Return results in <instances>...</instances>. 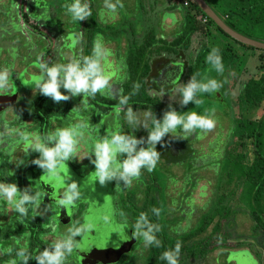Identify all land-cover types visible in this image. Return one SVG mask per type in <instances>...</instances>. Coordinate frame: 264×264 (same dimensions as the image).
Segmentation results:
<instances>
[{
	"label": "flooded vegetation",
	"instance_id": "1",
	"mask_svg": "<svg viewBox=\"0 0 264 264\" xmlns=\"http://www.w3.org/2000/svg\"><path fill=\"white\" fill-rule=\"evenodd\" d=\"M47 1L48 0H0V68L7 67L13 72L9 80L10 87L6 92L0 93V182L14 183L20 190L31 187L33 194L36 192L40 193V199L38 201L39 206L30 204V208L41 218L45 228H47L48 225H53L55 232L53 231L51 236L54 238L58 235L56 234L58 229L56 217L59 211L54 205L50 204L47 206L41 202L43 191L40 187L39 180L40 177L45 174L42 169L31 163L32 160L39 157V153L31 150V146L36 138L45 136L47 132L50 133L57 128H66L70 125L81 124L82 120L79 119L82 117H80L81 115L79 113L85 112L88 119L91 121L93 120V123H87V127L83 128L84 132L86 129V133H83V138L79 141L77 147L78 155L76 158L65 162V168H68L70 174L76 178H87L95 172V166L90 162V159L85 156L90 153L95 143L96 134L103 130L100 123L104 121L105 118H109L110 120L111 117L114 116V112H116L115 106L118 105V98L120 96L130 97L126 107H131L135 112L143 113L147 111L155 115L160 111L163 116L164 109H160L152 98L145 97L144 89L149 93L153 91L161 94L162 91L170 92L174 86L180 83H187L191 76L194 75L195 55L200 53V51H198L199 46L195 47L193 45V38H191L192 41H190L191 44L188 48H185L183 45H173V42L182 35L184 15L191 10L190 1L139 0L140 6L138 5L134 18L125 23L127 24L126 28H121V31H125V34H120L124 46H122V44L115 45V43H113L114 46L112 44H107V46H105L110 50V53L117 52L118 58L117 60L115 59L114 62L103 61V69L106 68L107 71L109 70L108 73H110L111 69L118 65V67L123 66L126 72L125 78H119L117 76L110 77L111 87L108 94H96L99 96V98H97L98 101H93L99 102L104 105L105 108H103V106L100 108L93 104L91 99L94 98L92 97L85 98L84 106L79 105L78 99L81 96L72 97L70 100L60 103H54L50 98L41 94L32 97L34 85L30 84L35 77L39 76L36 74V69L33 65V50L37 51L39 49L40 54L41 51L42 53H46L43 58L38 56V64L44 62L50 65V62H53V60L49 58L48 55L51 52H58L61 44H59L58 39L60 38H58V34L54 30V21L48 18L51 8L45 4ZM93 1L103 5V0H90V2ZM157 2L165 4L164 6L162 5V7H165L163 11L164 14L166 12L173 15L176 13L172 16L173 19H175L176 26L170 34L166 32L165 28L173 27V25H171L169 19L166 18L164 20L163 13H160V24L157 25L155 23L158 16H156L155 12L152 10L154 9V3ZM184 3H186V6H184ZM179 5L183 8V11L180 8L181 12L178 13L177 8H179ZM101 8L103 11V7ZM62 13L63 16H66L64 12ZM94 13L95 11L91 9V14L93 15ZM100 14H96V17L101 16L106 18L108 16L101 13V11ZM101 17L99 18L103 19ZM201 19H203V17L198 16L197 20L201 21ZM166 20L169 21L168 26L163 25ZM139 23V30H137V26L136 29L133 26ZM201 23L206 24L207 19L205 22L201 21ZM112 32L115 35H119L120 33L118 30ZM81 33H84V31H81ZM127 33H129L130 36L127 37ZM98 34L102 36L101 33L97 31L95 34H91V40L85 38V42L79 47V55L77 57H83L84 54L87 56L89 53V55H91L93 43ZM50 36L53 37V40L46 42L45 40L49 39ZM39 44H41V46ZM56 49H58V51ZM206 69H210L207 63L205 64L204 70L200 73L198 81L203 80V75H205V73L207 75ZM140 70H142L141 73L139 72ZM210 76V78L213 79L217 77L218 81L223 85L225 79L224 74L219 75L215 70H212ZM235 80V77L233 80L231 79L229 83L230 90ZM137 86H139L138 89ZM223 88L222 86L218 91L219 98L222 101H224V96H221L220 90ZM61 91L65 95L68 94L64 89H61ZM145 94L147 95V93ZM199 94L201 93L197 94L198 99ZM176 99L178 100L179 96ZM177 100L174 101L172 107L178 112H181V114L192 110L196 112L200 110V107L193 103L181 107L176 102ZM168 106L169 105L164 106L165 110ZM74 108L76 109L73 110ZM92 108L98 111V117L95 119ZM125 111L126 108L124 111L120 112L121 116L125 115ZM156 117L160 118L161 116L157 114ZM233 121L234 119H232V122ZM132 129V126H129L126 134H133L136 136V133L133 132ZM25 136L27 139H24ZM99 136L102 137L101 134ZM88 137H92L93 141H87ZM136 138L139 139L137 136ZM171 138L172 137H167L162 141V144H157L156 150L161 153L159 160L166 163V165L181 164L185 162L188 157L196 160H191L190 166L193 171L185 173L189 175L187 177L191 178L190 180L192 181L194 172L199 168L205 167H201V161L204 155L199 153V151L198 154L195 153L196 150L193 145L195 141L191 144L184 139L175 142L174 139ZM158 147L159 149H157ZM91 159H95V157L92 156ZM199 159L201 161H198ZM228 159L229 157L226 155L223 158V162L225 163L226 160L229 161ZM206 169H208V167H206ZM148 174L149 182L144 186V190L142 188L139 192H135L138 189L131 190L129 186H126L127 190L123 191L124 194L121 195V199L116 198V202L114 203V197H112V207L110 209L112 216L116 218L112 211L114 212V208L116 211V208L119 207L123 209L124 215L128 216L130 223L134 225L140 213H148L149 216H151L152 208L160 210L161 197H153L151 195L154 190H157L156 185L160 179L153 178L151 172H148ZM185 178L186 177H184V179ZM60 181L64 183L68 180L63 177ZM192 182L194 183V180ZM116 184L117 183H115L114 187H116ZM115 189H113V191ZM53 191L50 192L53 193ZM127 192L130 194L126 195ZM54 195L56 196L57 193H54ZM108 201L109 198L106 197L104 202L106 203ZM132 201L142 202V204L136 207ZM0 202V209H3L4 212L3 216H0V218H2L0 219V226L5 225L7 222L12 223V220L14 223L16 222L18 224L19 215L17 214L19 213L14 210V206L3 200H0ZM28 205L29 204H26L25 207L29 208ZM8 208L9 212L7 211ZM88 209L89 204L87 202H78L68 211L67 215L63 217L64 221H70L71 219L78 224L79 228L83 229L82 235L76 238L77 240L81 239L85 232L84 224ZM154 218L156 224L160 226L161 224H159V221H161V214L158 217L155 215ZM116 222L118 225H125L127 221H121L117 217ZM16 226L17 225L11 226V228L7 230H14ZM6 239L16 244V247L21 244L23 246H28L27 238H17L16 236ZM190 250L192 253L193 250ZM244 250L245 249H241L231 254H237L239 251ZM197 255L198 257L202 256L204 258L206 253L201 252V254L198 253Z\"/></svg>",
	"mask_w": 264,
	"mask_h": 264
},
{
	"label": "rangeland",
	"instance_id": "2",
	"mask_svg": "<svg viewBox=\"0 0 264 264\" xmlns=\"http://www.w3.org/2000/svg\"><path fill=\"white\" fill-rule=\"evenodd\" d=\"M70 3H72V0H48L47 3H45L51 8L48 18L54 21V30L58 34V38H60L58 39L59 44L61 43L59 51L56 49L58 52H51L48 55V57L53 60V62H50L51 64L49 66L57 62L66 63L70 59L77 57L79 55V47L85 42V38L87 40L90 39L92 37L91 34H95L97 31L102 35L104 46H107V44H112L114 46L113 43H115V45L122 44V46H124L123 41H121L120 34H125V31H121V28H126L127 24L125 23L134 18V14L139 5V0H122L123 8L118 9V14L114 18L110 16H107L106 18L99 16L103 19L96 17V14L99 15L100 11L101 13H104L101 8L103 5L99 3L97 4L95 1L90 2L89 0V3L92 4L91 9L95 11V13L93 15L91 14L88 19L80 22L73 21L70 14L66 13L67 11L64 5ZM162 5L164 6L165 4L157 2L153 5L154 9L152 11L155 12V15L159 18L155 21L157 25L160 24V13H163L165 10V7H162ZM180 8L183 11V8L179 5V8H177L178 13L181 12ZM62 12H64L66 16H63ZM175 14L176 13H174V15ZM174 15L166 12L163 16L164 20L166 18L169 19L171 25H173V27L165 28L168 34H170L176 26L175 19L172 17ZM234 19L235 18H232V22L237 30V33L239 32L238 34L251 40L264 43L263 24L251 26L246 25L243 21L235 22ZM169 21L166 20L163 25L168 26ZM136 26L137 30H139L138 27L140 26V23L138 25L135 24L133 27L136 29ZM114 30H118L120 32L119 35H115L112 32ZM81 31H84V33H81ZM209 31L211 33L210 37H207V39H209V43L212 42L214 37L215 41L219 44L228 45L233 51L237 52L238 58L236 61L232 62L231 66L228 65L229 68H226L223 73L225 77L223 82L224 88L220 91L222 94L221 96H224V101L219 98L218 92H213L211 94H199V99H201L203 103L199 105L200 110H198L197 113L205 114L206 111H214L216 127L211 132L203 134L201 138H197L196 134L187 137L186 142H190L192 144L195 141L193 144L194 149L196 150L195 153L198 154L199 151V153L204 155L203 160L201 161L199 159L198 161H201V167H205L199 168L196 172H194L192 175L194 183L192 182L193 180H190L191 178L187 177L189 175L185 174L188 171H193L190 166L191 160L196 161L190 157H188L185 162L176 165H166V163L159 160L155 169L151 172V176L153 178L160 179L156 185L157 190H154L151 193L153 197H161V221H159V224H161L160 234L171 241L179 237H184L191 232H195V229L204 223V230L187 241V244L193 252L183 254L182 258H184H179V264H264V245L260 244V239L257 238V234L252 231L253 224L250 220V216L242 210L237 211V209L239 210L240 208L244 209L247 207V203L243 199V190L241 188H236L234 184L225 185L226 178L221 175L222 167L224 165L223 158L226 156V150L234 145L235 140L233 133L235 130L232 125V119H234L233 123L244 117L253 120L261 116L264 111V106L263 110H244L243 106L236 99L238 96L239 81H242L240 83L241 85L254 77L257 73H260L258 68H256L259 63V52L238 44L224 35H221L214 26H210ZM128 36H130L129 33H127V37ZM49 40H53V37L50 36V38L45 41L49 42ZM199 43L200 39H198V41L196 40V42H194L195 47L198 46ZM41 44L39 45L41 46ZM39 54V49L37 51L33 50L32 59L37 75L40 74L38 56L43 58L46 53H42L41 51V54ZM89 54H87V56H89ZM109 56L104 61L114 62V60H117L118 58V53L111 52ZM239 67L241 69V73L239 72ZM108 71L106 68L104 69L105 74L109 77H126L125 68L123 66L118 67L117 65L111 69L110 73H108ZM141 71L142 70L139 72L141 73ZM211 71L212 70L210 69H206L207 75L205 73V75H203V79L205 76L210 78ZM234 77L238 80H235L233 86L231 87L232 89L230 90L229 83ZM215 79L218 81L217 77ZM145 93H147V95ZM38 94L39 93H36V91L33 90L32 97ZM144 96L152 98L160 109H164L163 112L165 111L164 106L169 104L172 105L174 101L177 100L176 98H178L177 95L175 99H170V92H167L163 97H161V94L158 92L155 93L151 91V93H149L148 91L146 92V89H144ZM97 98H99V96L96 95L94 99H91V102L97 107L102 108L103 106V108H105V106L99 102L93 101L97 100ZM78 101L80 103L79 105H85V101H83L82 96L78 99ZM92 110L95 114V119L98 117V111L93 108ZM79 114L82 118L77 119L82 120V124L86 125L87 123H93V120L91 121L88 119L85 112H81ZM157 114L161 116L157 119H162V113L159 111ZM100 124L99 125L103 130H101L102 132L96 134V138L99 137L100 134L103 137L114 131H120L123 134H126L129 126H132L126 122L125 115L121 116L120 113L117 114L116 112H114V116L111 117L110 120L109 118H105ZM81 131L86 133V129L85 132L84 129H81ZM133 132L136 133L138 138H146L148 135L147 130L143 127L134 129ZM197 132H199V130H197ZM48 133L49 132H47V134ZM172 135L175 137V134ZM167 137L169 138L172 136L170 134L166 135L164 139ZM173 139L175 142L183 140ZM87 141L92 142V137H88ZM157 149H159V147ZM245 149L247 159L250 162L252 159L250 141H246ZM124 158H126V155H122L121 159ZM206 167H208V169H206ZM141 173L140 178L138 180H133L129 186L131 190L138 189L135 192H139L142 188L144 190V186L149 182L148 170L146 168L142 169ZM184 177L186 178L184 179ZM115 183H117L115 180L106 183V188L103 190L106 195H108L111 203L110 209L112 207V197H114L113 201L115 203L116 198L121 199V195L124 194L123 191L127 190L123 181H120L118 186L116 184L117 188L114 187ZM113 189L115 190L113 191ZM231 192L232 195L229 196V193ZM127 194L130 193L127 192L126 195ZM220 197H223L225 200L222 202V205H217L216 207L215 204ZM133 204L137 207L140 206L142 202H133ZM219 208H222L221 215L224 214L223 212L225 209H229L233 213H229L226 217H223L217 211ZM7 211L9 212V208ZM3 213V209H0V216H3ZM112 213H114L116 218L118 217L119 220L124 222L127 221V225L121 224L124 229L119 228L109 230V228H105L100 230L98 235L95 234V236L89 238L87 243L89 248L93 249L95 246L96 248H94L92 252L88 251L87 254H77L76 250H74L71 255L67 257L66 264L149 263V247H144L142 238L135 240L128 239L125 236V234L128 237L132 236L133 229L131 228H133V225L130 223L128 216L124 215L123 209L117 207L115 211L114 208V212L112 211ZM116 218L111 216V219H113L112 224L115 226L118 225ZM17 222L19 224V221ZM13 223L14 222L12 220V223L7 222L5 225L0 226V264H9L11 260L16 259L14 255L16 244H13L11 241H7L5 237L8 228L18 225L16 222L14 224ZM57 224L58 229L56 234H65L67 233L69 227H78V224L71 219L70 221H66L64 223L57 220ZM53 229V225H48L47 230H49V235H46L45 240L49 243H51L53 239L51 236ZM10 230L13 231V229ZM20 246L23 245L21 244ZM30 248L31 247H29V249ZM33 248H35V246H33ZM9 249H12V251L9 252ZM241 249L245 250L239 251L237 254H231ZM201 252L206 253L204 258L202 256L198 257L197 254H201Z\"/></svg>",
	"mask_w": 264,
	"mask_h": 264
},
{
	"label": "clouds",
	"instance_id": "3",
	"mask_svg": "<svg viewBox=\"0 0 264 264\" xmlns=\"http://www.w3.org/2000/svg\"><path fill=\"white\" fill-rule=\"evenodd\" d=\"M64 7L73 21H84L91 16L89 0H72V3L65 4ZM119 8H123L122 0H103L105 15L114 18ZM109 55L110 50L104 46L103 38L98 34L94 40L91 55L74 57L67 63L57 62L51 66L42 62L39 64V76L35 77L30 85H34L36 93L50 98L54 103L66 102L76 96H83L84 101L86 97L94 98L97 93L108 94L111 87L110 77L105 74L102 62ZM206 63L210 66V70H215L221 75L224 73L219 49L211 50L206 57ZM12 74L10 68H0V93L6 92L10 87L9 80ZM222 86V83L216 79L205 76L203 80L198 81L196 75H192L187 83H180L172 88L170 99H175L178 95L179 99L176 102L181 107L189 103L199 106L203 101L197 98L198 93L218 92ZM61 89L68 94L62 93ZM166 93L162 91L161 97ZM129 98L128 96L118 98V105L115 106L116 113L119 114L126 108V122L133 126V130L143 127L148 135L146 138L137 139L133 134L127 135L114 131L95 139L90 153L85 157H88L95 166L93 174L102 186L113 180L117 182V186L120 181H123L124 186H130L133 180L140 178L142 169L146 168L148 172H152L161 155L156 150V146L162 144L166 135L170 134L173 137L172 134H175L173 138L187 140L188 136L196 134L197 138H201L203 134L211 132L216 127L214 111H206L205 114L189 111L181 114L169 104L163 112L162 119H157L152 112L137 113L131 107H126ZM85 127L87 126L82 123L70 125L37 137L31 150L39 153V157L31 163L42 169L44 174L58 177L65 162L77 157V147L80 139L83 138L81 129ZM24 139L27 137L25 136ZM122 155H126V158L121 159ZM92 156L95 159H91ZM81 195L78 184L72 182L66 184L65 191L57 199V203L68 208L73 206ZM39 199L40 193L33 194L31 187L20 190L14 183L0 182V200L13 205L14 210L21 216L27 214L26 204L39 206ZM151 211L157 217L160 215V210L157 208H152ZM132 229L131 237L125 234L128 239L142 238L144 247L162 246L156 236V233L160 231V226L151 223L147 213H140ZM53 231L55 232V229ZM82 231V228L69 227L67 233L56 235L49 246L34 257L28 252L27 246H21L16 251V258L21 261V264H29L32 259L37 264H66L67 257L80 247V242L76 238L81 235ZM181 247V242L177 241L174 249L164 251L160 259L166 261V264H179ZM8 251L11 252L12 249ZM9 264H17V259L11 260Z\"/></svg>",
	"mask_w": 264,
	"mask_h": 264
},
{
	"label": "trees",
	"instance_id": "4",
	"mask_svg": "<svg viewBox=\"0 0 264 264\" xmlns=\"http://www.w3.org/2000/svg\"><path fill=\"white\" fill-rule=\"evenodd\" d=\"M191 2V0H188ZM206 4L215 12V14L233 31L237 32L232 22V18H235V22L243 21L246 25H264V0H204ZM198 16L205 17V15L191 2V10L184 15L182 35H180L176 41L173 42L175 46L183 45L188 48L194 39V42L200 39L198 51L200 53L195 55L194 75L198 80L200 73L204 70L206 64V57L213 48L219 49V54L222 57L224 69L229 68L228 65H232L238 55L231 49L230 46L219 44L213 37L212 42L209 43L211 33L209 31L210 26H214L216 30L225 37H228L223 33L214 23L207 18V23L203 24L198 21ZM239 33V32H238ZM197 37V39H196ZM199 37V38H198ZM217 39V38H216ZM232 40V39H231ZM234 41V40H232ZM193 42V45L195 46ZM236 42V41H234ZM238 43V42H236ZM240 44V43H238ZM242 45V44H241ZM245 46V45H243ZM247 47V46H245ZM252 50L251 47H247ZM211 49V50H210ZM259 72L254 77L242 83L238 90L237 101L243 106L244 110L262 109L264 106V51H259ZM242 66V65H241ZM230 70V69H229ZM239 67V72L240 71ZM263 70V71H262ZM239 77V76H238ZM238 80L237 78H235ZM234 127V145L227 150V157L222 167L221 175L226 178L225 185L234 184L236 188L243 190V199L247 203V207L242 210L250 216L252 221V231L257 234V238L260 239V244L264 245V111L262 115L256 119L250 120L247 117L240 118L235 123L232 122ZM246 141H250L252 149V159L249 162L245 153ZM232 192L229 193V196ZM225 199L220 197L216 202L217 205H222ZM27 209V214L24 216L19 215V224L13 231L7 230L5 237H22L28 240V252L34 257L44 248L49 246V242L45 240L46 235H49V230L44 227L41 218L30 208ZM30 209V210H29ZM222 208L217 209L221 215ZM224 214L221 216H227L231 212L229 209H225ZM148 220L156 224L155 215L151 216L147 213ZM161 228V225H160ZM205 228L204 223L199 226L195 232L189 233L184 237H179L175 240L169 241L168 238L156 233L157 239L161 241V247L151 246L149 247L150 261L147 264H166V261L161 260V254L169 249H174L177 241L182 244L180 251V259L185 253L191 252L187 243L188 239L193 238L196 234L201 233ZM35 246V248H33ZM241 246V245H237ZM21 246L16 247L14 255L16 258V251ZM29 247H31L29 249ZM40 247V248H39ZM264 249V248H263ZM259 255V253H258ZM17 259V264H21V261ZM29 264H37L32 259Z\"/></svg>",
	"mask_w": 264,
	"mask_h": 264
},
{
	"label": "water",
	"instance_id": "5",
	"mask_svg": "<svg viewBox=\"0 0 264 264\" xmlns=\"http://www.w3.org/2000/svg\"><path fill=\"white\" fill-rule=\"evenodd\" d=\"M191 2L194 3L198 9H200L205 17L211 20L216 27H218L232 40L247 47L264 51V43L251 40L231 30L206 4L204 0H191ZM63 177L67 178L68 181L64 183L60 181L63 179ZM72 182H76L78 184L79 190L82 194L81 198L76 201V203L84 201L89 204V209L86 213L84 224L85 232L81 239L78 240L80 242V247L76 249L77 254H87L88 251L92 252L93 249L96 248L95 246L93 249H91L87 246L89 238L95 236V234L98 235L100 230L105 228L112 230L119 228L124 229V227L122 225L115 226L112 224L113 219H111L112 214L110 211V201L106 203L104 202L106 197H108V195H106V193L103 191L104 188H106V185H100L99 182L96 181V177L93 173L85 179L76 178L70 174V170L65 168V166L61 170V173L58 177H50L45 174L41 176L39 180L40 187L43 191L41 202L47 206L52 204L58 209L59 212L56 217L57 220H60L62 223L66 222L63 220V217L67 215L68 211H70V209L76 204L75 203L73 206L65 208L57 203V199L61 197L65 191L66 184H70ZM50 191H53V193ZM54 193H57V195L55 196Z\"/></svg>",
	"mask_w": 264,
	"mask_h": 264
},
{
	"label": "built area",
	"instance_id": "6",
	"mask_svg": "<svg viewBox=\"0 0 264 264\" xmlns=\"http://www.w3.org/2000/svg\"><path fill=\"white\" fill-rule=\"evenodd\" d=\"M184 6H186V3H184ZM206 17H204L203 19H201V21H203V22H205L206 21ZM263 56H264V54H263Z\"/></svg>",
	"mask_w": 264,
	"mask_h": 264
},
{
	"label": "crops",
	"instance_id": "7",
	"mask_svg": "<svg viewBox=\"0 0 264 264\" xmlns=\"http://www.w3.org/2000/svg\"><path fill=\"white\" fill-rule=\"evenodd\" d=\"M166 22V21H165ZM256 68H258V71H259V63L257 64V66H256ZM257 71V70H256ZM263 71V70H262ZM242 82V81H241ZM240 81H239V86L238 87H240V83H241Z\"/></svg>",
	"mask_w": 264,
	"mask_h": 264
}]
</instances>
